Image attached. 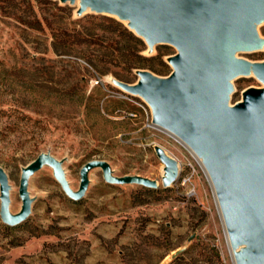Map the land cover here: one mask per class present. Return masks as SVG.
Wrapping results in <instances>:
<instances>
[{
    "label": "rangeland",
    "instance_id": "obj_1",
    "mask_svg": "<svg viewBox=\"0 0 264 264\" xmlns=\"http://www.w3.org/2000/svg\"><path fill=\"white\" fill-rule=\"evenodd\" d=\"M48 1L56 5L47 0H0V168L7 177L8 213L19 212L21 170L40 153L60 164L74 192L81 166L92 160L105 162L112 177L155 181L157 187L108 184L101 170L92 168L82 198L73 201L51 167L43 164L27 181V218L15 226L0 219V264H232L211 187L198 161L151 126L150 110L141 98L110 81H122L115 75L127 77L122 82L129 84L136 80L120 51L112 50L127 45L119 30L129 31L125 23L89 11L77 17L75 5ZM3 11H35L47 25L32 32ZM58 24L69 34L92 36H84V42L66 52H55L51 34ZM256 30L264 40V22ZM174 53L165 44L148 53L144 43L141 52L153 58L148 64L154 68L164 63L161 74L153 73L157 77L170 72L166 58ZM237 57L263 62L264 46ZM77 81L84 97L81 92L64 95ZM231 85L230 104L240 100L244 89L261 87L252 75L236 77ZM114 100L132 110L111 111ZM155 146L177 166V179L166 188ZM179 249L181 253L171 258Z\"/></svg>",
    "mask_w": 264,
    "mask_h": 264
},
{
    "label": "water",
    "instance_id": "obj_2",
    "mask_svg": "<svg viewBox=\"0 0 264 264\" xmlns=\"http://www.w3.org/2000/svg\"><path fill=\"white\" fill-rule=\"evenodd\" d=\"M77 6L75 15L89 11L115 17L147 47L165 44L175 53L166 58L170 72L157 77L134 70V83L110 81L123 92L141 98L150 110L151 126L178 141L198 161L211 187L232 264H264V61L238 58L259 51L264 40L256 27L264 22V0H58ZM252 75L261 87L241 92L229 103L231 81ZM154 153L163 165L161 185L169 187L178 176L176 163L159 147ZM43 164L65 195L82 198L86 173L99 168L108 184L157 187L155 181L112 177L100 160L79 170V186L72 191L49 154L40 153L20 174L21 208L8 213V184L0 168V219L9 226L23 222L30 208L28 178ZM176 250L171 258L180 254Z\"/></svg>",
    "mask_w": 264,
    "mask_h": 264
},
{
    "label": "trees",
    "instance_id": "obj_3",
    "mask_svg": "<svg viewBox=\"0 0 264 264\" xmlns=\"http://www.w3.org/2000/svg\"><path fill=\"white\" fill-rule=\"evenodd\" d=\"M47 2L56 5V3L51 1L47 0ZM3 14L4 16L12 19L17 24L21 25L23 28L32 32H38V30H42L43 24L47 25L45 19H42V21L38 19V15L35 11H3ZM116 25L118 26V24ZM119 30L122 36L127 41V45L112 50H118V52L120 51V57L124 60L126 68L129 71L137 69H146L152 73L161 74L163 72V67L165 66L164 63H162V61L158 63L160 68H154L149 65L148 63L151 62L153 58L144 57L141 54L143 50L142 41L139 38L135 37L131 32L127 31L125 28L119 27ZM84 36H88L89 38H91L92 33H90V35L85 34ZM84 36H81L78 32H73L72 34H69L66 32L65 28L61 26V24H58L54 29L52 28V47L55 52H58L59 49H62L64 50L63 52H66V50L72 49L74 45H78L82 41L84 42L86 40ZM106 47L111 48V45L107 43ZM86 58L90 65L96 68L97 64H95L92 59L88 56H86ZM104 71L105 70L98 72L102 74ZM115 77L122 81H127V77L125 76L115 75ZM79 83L80 82L77 81L63 94L76 95V92H79V94L81 92V97H84V92H82L83 88L79 85ZM113 102L114 105H112L111 111L123 110L126 107V110H132V107L129 104L121 100H114Z\"/></svg>",
    "mask_w": 264,
    "mask_h": 264
},
{
    "label": "bare ground",
    "instance_id": "obj_4",
    "mask_svg": "<svg viewBox=\"0 0 264 264\" xmlns=\"http://www.w3.org/2000/svg\"><path fill=\"white\" fill-rule=\"evenodd\" d=\"M75 6H77V2L75 3ZM208 181V180H207ZM212 191V190H211ZM213 194V193H212ZM213 198H214V196H213ZM214 201H215V199H214ZM216 204V203H215ZM217 207V206H216ZM218 211V210H217ZM218 215H219V213H218ZM219 218H220V216H219ZM224 232V231H223ZM224 235H225V233H224ZM223 238H224V241H225V243H227V246H228V242H227V238H226V235L225 236H223ZM167 260V259H166ZM167 262V261H166Z\"/></svg>",
    "mask_w": 264,
    "mask_h": 264
}]
</instances>
